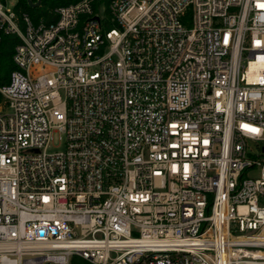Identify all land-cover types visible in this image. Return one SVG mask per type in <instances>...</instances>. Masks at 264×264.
Returning a JSON list of instances; mask_svg holds the SVG:
<instances>
[{
    "label": "built area",
    "instance_id": "1",
    "mask_svg": "<svg viewBox=\"0 0 264 264\" xmlns=\"http://www.w3.org/2000/svg\"><path fill=\"white\" fill-rule=\"evenodd\" d=\"M53 12L0 0V264H264V0Z\"/></svg>",
    "mask_w": 264,
    "mask_h": 264
},
{
    "label": "trees",
    "instance_id": "2",
    "mask_svg": "<svg viewBox=\"0 0 264 264\" xmlns=\"http://www.w3.org/2000/svg\"><path fill=\"white\" fill-rule=\"evenodd\" d=\"M36 1V0H33ZM107 5L110 0H105ZM65 0H42L41 4L38 6H31L28 3V0H17L15 9L19 15L23 13H28L34 22H38L39 19L44 18L46 21H51L56 18L55 13L47 10V6L58 7L63 4ZM20 42V38L14 33H8L3 36L1 42V75H0V84L8 82L11 71L17 68L16 64L13 61V53L15 51V46ZM0 95V100H1ZM71 264H92L86 259L73 255L71 259Z\"/></svg>",
    "mask_w": 264,
    "mask_h": 264
},
{
    "label": "rangeland",
    "instance_id": "3",
    "mask_svg": "<svg viewBox=\"0 0 264 264\" xmlns=\"http://www.w3.org/2000/svg\"><path fill=\"white\" fill-rule=\"evenodd\" d=\"M4 4L8 7H15L17 0H2ZM47 10L52 11L54 10V7L47 6ZM65 148V140L64 136L60 132H54L53 134V139L48 146V151H58V150H63Z\"/></svg>",
    "mask_w": 264,
    "mask_h": 264
},
{
    "label": "water",
    "instance_id": "4",
    "mask_svg": "<svg viewBox=\"0 0 264 264\" xmlns=\"http://www.w3.org/2000/svg\"><path fill=\"white\" fill-rule=\"evenodd\" d=\"M41 1H42V0H36V1L28 0V3H29V5H31V6H38V5L41 4Z\"/></svg>",
    "mask_w": 264,
    "mask_h": 264
}]
</instances>
